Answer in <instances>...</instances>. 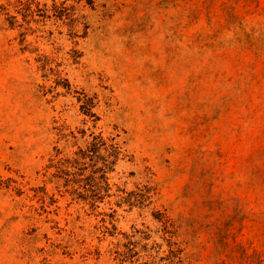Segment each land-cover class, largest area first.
I'll return each mask as SVG.
<instances>
[{"label": "rangeland", "instance_id": "1", "mask_svg": "<svg viewBox=\"0 0 264 264\" xmlns=\"http://www.w3.org/2000/svg\"><path fill=\"white\" fill-rule=\"evenodd\" d=\"M0 264H264V0H0Z\"/></svg>", "mask_w": 264, "mask_h": 264}]
</instances>
